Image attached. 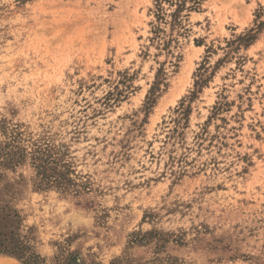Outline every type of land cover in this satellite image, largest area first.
Masks as SVG:
<instances>
[{"label": "rangeland", "instance_id": "374dc122", "mask_svg": "<svg viewBox=\"0 0 264 264\" xmlns=\"http://www.w3.org/2000/svg\"><path fill=\"white\" fill-rule=\"evenodd\" d=\"M67 259L264 264V0H0V264Z\"/></svg>", "mask_w": 264, "mask_h": 264}, {"label": "trees", "instance_id": "16d2710c", "mask_svg": "<svg viewBox=\"0 0 264 264\" xmlns=\"http://www.w3.org/2000/svg\"><path fill=\"white\" fill-rule=\"evenodd\" d=\"M13 160L14 159H7L8 162ZM34 160L37 162L35 165L36 174L40 177L42 182L54 184L58 187H61L64 183H69V180L66 178L67 173L58 170L55 162H49L41 151L35 152ZM63 264H73V261L67 259Z\"/></svg>", "mask_w": 264, "mask_h": 264}, {"label": "snow or ice", "instance_id": "6c2138e0", "mask_svg": "<svg viewBox=\"0 0 264 264\" xmlns=\"http://www.w3.org/2000/svg\"><path fill=\"white\" fill-rule=\"evenodd\" d=\"M257 3H259V0H257Z\"/></svg>", "mask_w": 264, "mask_h": 264}]
</instances>
